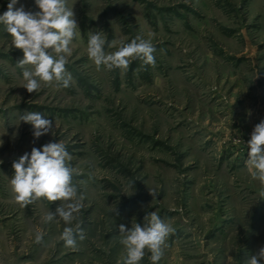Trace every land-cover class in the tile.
I'll return each mask as SVG.
<instances>
[{"label": "rangeland", "instance_id": "1", "mask_svg": "<svg viewBox=\"0 0 264 264\" xmlns=\"http://www.w3.org/2000/svg\"><path fill=\"white\" fill-rule=\"evenodd\" d=\"M68 2L80 31L68 87L28 92L23 51L0 25V264H122L119 225L143 226L153 211L174 228L158 264H246L264 247V185L244 163L264 109V0ZM98 31L116 41L107 52L150 39L155 64L98 68L86 50ZM27 112L52 119L53 130L35 138L19 121ZM50 141L65 143L86 195L71 224L84 230L75 248L61 239L62 218L43 220L61 201L22 207L11 190L13 161Z\"/></svg>", "mask_w": 264, "mask_h": 264}, {"label": "clouds", "instance_id": "2", "mask_svg": "<svg viewBox=\"0 0 264 264\" xmlns=\"http://www.w3.org/2000/svg\"><path fill=\"white\" fill-rule=\"evenodd\" d=\"M20 0H9L7 10L0 13V25L12 37V45L22 49L23 57L16 63L22 70V86L28 92L37 91L41 83L55 87H68L73 79L66 64L73 51L74 39L80 36L78 23L68 0H35L38 11L25 10ZM108 47L116 41L107 42L101 32H89L87 55L100 68L126 69L134 59L145 65L156 62V48L150 39L136 36L130 42H122L115 51L107 52ZM30 123L33 136L39 138L53 130L54 122L41 112H27L19 121ZM245 166L250 176L264 185V120L254 126L251 138L247 141ZM65 143L50 141L40 148L33 147L14 160V174L10 179L11 190L15 201L22 207L40 198L47 201H61L55 211H48L43 217L45 223L59 217L66 223L61 239L68 247L75 248L77 240H83L84 230L77 224L75 230L72 221L83 208L85 193L80 192L73 183L74 168ZM132 181L129 185L133 188ZM174 228L153 211L146 215L143 226L135 223L128 228L119 225L120 243L124 246L125 255L122 264H141L145 250L151 255L152 264H158L164 256L167 238ZM43 239L42 233L35 236L36 242ZM246 264H264V247L248 258Z\"/></svg>", "mask_w": 264, "mask_h": 264}, {"label": "crops", "instance_id": "3", "mask_svg": "<svg viewBox=\"0 0 264 264\" xmlns=\"http://www.w3.org/2000/svg\"><path fill=\"white\" fill-rule=\"evenodd\" d=\"M264 106V105H263ZM262 108H264V107H262ZM263 114V115H262ZM262 114H261V116H258V114H257V120H262V118H264V109H263V111H262ZM258 117H262V118H258Z\"/></svg>", "mask_w": 264, "mask_h": 264}]
</instances>
